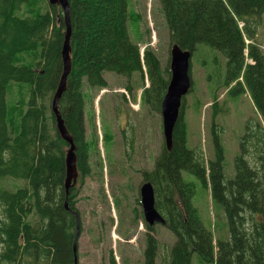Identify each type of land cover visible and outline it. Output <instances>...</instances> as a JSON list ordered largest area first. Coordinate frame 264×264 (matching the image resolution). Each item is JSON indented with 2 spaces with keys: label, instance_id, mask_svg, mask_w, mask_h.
<instances>
[{
  "label": "trees",
  "instance_id": "trees-1",
  "mask_svg": "<svg viewBox=\"0 0 264 264\" xmlns=\"http://www.w3.org/2000/svg\"><path fill=\"white\" fill-rule=\"evenodd\" d=\"M68 2L71 70L58 109L76 146L77 169L84 176L89 163L83 84L104 88V71L124 77L138 72L149 81L143 89L144 103L159 112L170 72L168 65L160 67L152 48L145 47L142 55L130 40L127 0ZM160 4L170 46L177 44L192 54L196 45L204 44L220 52L225 58L221 78L225 96L236 101L246 92L264 122V52L255 41L264 0H160ZM23 7L27 14L20 16ZM64 30L57 5L46 0H0V178L28 183L15 190L0 187V264H74V188L67 210L63 187L67 146L56 132L51 112L62 71ZM20 54L34 61L19 63ZM10 83L29 86L26 107L19 108L17 121L6 100ZM217 98L212 95L214 110ZM184 99L171 148L162 144L152 169L143 173L154 189L155 208L175 238L166 264H193L192 257L199 264H264V127L255 119L246 120L233 158L234 174L226 178L223 147L214 131L213 158H206L200 146L187 147ZM182 172L193 175L221 208L227 238L213 243L192 203L195 186L183 179ZM146 228L152 229L147 224ZM157 252V240L148 233L143 264H155ZM107 264H118L111 251Z\"/></svg>",
  "mask_w": 264,
  "mask_h": 264
},
{
  "label": "rangeland",
  "instance_id": "rangeland-1",
  "mask_svg": "<svg viewBox=\"0 0 264 264\" xmlns=\"http://www.w3.org/2000/svg\"><path fill=\"white\" fill-rule=\"evenodd\" d=\"M38 6L33 5L32 9ZM24 8L18 13L20 16L27 14V7ZM127 14L130 40L139 45L142 55L145 47L152 48L160 67L168 65L169 69V35L160 0H127ZM255 41L264 52V14ZM18 61L32 64L34 59L20 54ZM190 70L194 90L184 99L186 145L191 149L200 146L206 158H213L214 131L223 147L224 175L232 177L233 158L239 151L246 120L255 119L262 127L264 122L256 116L246 92L236 101L225 96V88L221 87L225 58L220 52L204 44L196 45ZM103 76L107 81L105 88L86 84L82 88L89 173H79L72 190L80 230L77 264H107L110 251L118 264H143L148 233L158 243L155 264H166L174 235L161 224L147 230L138 191L144 171L152 169L163 144L160 111H153L144 103L143 89L149 85L146 76L135 72L124 77L111 71H104ZM213 94L218 97L216 110L212 107ZM28 96V85L10 83L6 100L15 121L19 108L25 109ZM182 177L195 186L192 203L203 226L211 231L213 243L227 238L224 214L211 202L208 190L193 175L182 172ZM0 187L15 190L28 187V183L3 177ZM192 262L199 264L194 257Z\"/></svg>",
  "mask_w": 264,
  "mask_h": 264
},
{
  "label": "water",
  "instance_id": "water-1",
  "mask_svg": "<svg viewBox=\"0 0 264 264\" xmlns=\"http://www.w3.org/2000/svg\"><path fill=\"white\" fill-rule=\"evenodd\" d=\"M49 5H57L62 10L63 22L65 30L63 33V41L60 49V56L62 62V71L60 78L51 99V112L54 116L56 132L60 138L66 143L64 163L65 176L63 181L65 199L64 206L67 210L68 196L71 188L77 183L79 171L77 169L76 146L72 135L68 132L61 113L58 109V101L66 88L67 77L71 70V46L70 34L71 26L69 20V2L68 0H47ZM190 57L189 50L181 49L177 44L170 47V77L166 87L165 94L161 100L160 115L162 120V135L164 146L167 150L171 148L173 127L179 114L184 97L191 87L190 77ZM140 198L145 221L152 225L154 223H164V219L155 208L154 191L150 182H145L140 187ZM76 217V231L73 240L74 264H77L76 242L80 233L78 214L76 211H71Z\"/></svg>",
  "mask_w": 264,
  "mask_h": 264
},
{
  "label": "flooded vegetation",
  "instance_id": "flooded-vegetation-1",
  "mask_svg": "<svg viewBox=\"0 0 264 264\" xmlns=\"http://www.w3.org/2000/svg\"><path fill=\"white\" fill-rule=\"evenodd\" d=\"M144 182H147V180H145V178L142 177V179H141V181H140V186H139V188H138V191L140 190V187H141V185H142ZM142 216H143V212H142ZM143 219H144V216H143Z\"/></svg>",
  "mask_w": 264,
  "mask_h": 264
}]
</instances>
